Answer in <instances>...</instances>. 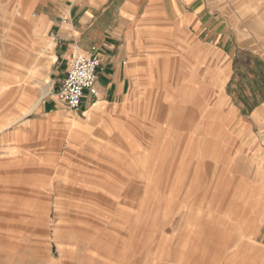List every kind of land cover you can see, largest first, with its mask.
Returning <instances> with one entry per match:
<instances>
[{"label":"rangeland","instance_id":"374dc122","mask_svg":"<svg viewBox=\"0 0 264 264\" xmlns=\"http://www.w3.org/2000/svg\"><path fill=\"white\" fill-rule=\"evenodd\" d=\"M50 1L0 0V264H264L261 158L190 77L153 61L108 138L33 125L65 62Z\"/></svg>","mask_w":264,"mask_h":264},{"label":"crops","instance_id":"0c3cea01","mask_svg":"<svg viewBox=\"0 0 264 264\" xmlns=\"http://www.w3.org/2000/svg\"><path fill=\"white\" fill-rule=\"evenodd\" d=\"M49 3L40 32L51 38L56 58L61 54L65 62L53 101L44 106L46 115L56 116L37 120L36 128L58 125L70 136L98 131L108 138L138 81L149 76V66L157 61L161 77L176 75L184 83L188 76L196 89L205 87L214 114L219 110L235 120L239 134L256 146L264 175V20L250 24V15H259L255 9L264 0ZM78 53L99 62V96L84 99L81 109L70 115L61 110L56 94Z\"/></svg>","mask_w":264,"mask_h":264},{"label":"built area","instance_id":"2783aa9c","mask_svg":"<svg viewBox=\"0 0 264 264\" xmlns=\"http://www.w3.org/2000/svg\"><path fill=\"white\" fill-rule=\"evenodd\" d=\"M99 62L84 54H76L67 71L56 98L71 111H78L86 98L99 96L98 89Z\"/></svg>","mask_w":264,"mask_h":264},{"label":"bare ground","instance_id":"6f19581e","mask_svg":"<svg viewBox=\"0 0 264 264\" xmlns=\"http://www.w3.org/2000/svg\"><path fill=\"white\" fill-rule=\"evenodd\" d=\"M27 71H28V70H27ZM50 89H51V87H48V89H47L46 92L49 93V92H50ZM22 104H23V103H22ZM24 105H25V104H24ZM25 106H26V105H25ZM27 107H28V106H27ZM32 110H33V109H32ZM32 110H31V111H32ZM29 112H30V110H29L28 112H26V114L29 113Z\"/></svg>","mask_w":264,"mask_h":264}]
</instances>
